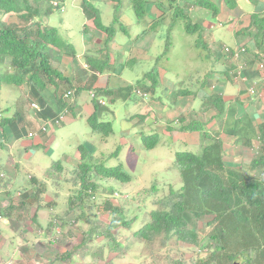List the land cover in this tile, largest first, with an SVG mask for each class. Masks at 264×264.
Masks as SVG:
<instances>
[{
  "label": "trees",
  "instance_id": "obj_1",
  "mask_svg": "<svg viewBox=\"0 0 264 264\" xmlns=\"http://www.w3.org/2000/svg\"><path fill=\"white\" fill-rule=\"evenodd\" d=\"M54 1L63 3L65 0H0V16L13 14L16 17L14 23L3 22L0 19V67L8 62L9 67L15 71V74L7 77L6 84L22 86L25 78L35 84L38 82L43 84L41 78L51 82L54 77H60L58 71L50 65L52 53L75 55L74 50H69L70 43L61 37L60 31L53 26L49 27L44 21L54 10L58 11L59 7H53L51 4ZM96 1L100 3L110 2L117 9L123 7L125 3L130 4L139 21H143L144 17H152L153 7L161 14L157 17L158 19H155L161 21L162 18L166 17V13L162 10V6H166L164 1L79 0L84 18L90 22L94 29L105 34L109 41L115 34L114 27L103 24L100 11L95 4ZM167 1L171 7L174 1H177V6L179 5V7H175L173 4L175 11L170 12L172 18L169 21L168 31L173 30L176 22L180 19L184 21L186 32H198L199 38L201 36L200 29L191 24L188 14L189 8L198 6L215 14L218 11L217 6L209 0ZM223 1L229 8L236 5L235 0ZM116 20L114 18L113 24ZM251 23L256 27L257 32L264 28V19L251 17ZM120 29L126 33L123 26L120 25ZM147 30H151V28L143 30L140 35ZM202 44L206 49L207 43L204 44L202 41ZM230 54H232L231 51ZM100 63L98 61L97 65L92 66L99 67L98 70L101 71L105 65ZM60 80L64 79L60 78ZM66 82L67 80L65 84L68 83ZM152 86H155V82H152ZM137 87L141 90L144 89V86L137 85ZM150 88L152 87L150 86ZM33 90L36 88L33 87ZM120 92L123 91L120 90ZM130 92L127 91L126 95H129ZM179 94L187 96L189 92L180 91ZM109 97H112L111 93H109ZM203 100L213 107L217 116L223 114L226 116L222 122V132L230 137L234 144L238 143L245 148H252L253 142H257L256 153L250 159L247 166L248 170H240L241 164L234 165L224 161L223 142L219 132H213L211 135V132L202 127L204 123L196 119L184 125L185 117L179 116L176 122L181 131H200L201 136L203 135V139H201L202 149L200 153L191 151L175 153L174 164L180 173L182 186L178 189L168 187L164 197L152 202L153 207L148 212L149 220L140 226L133 235L136 239L144 242L148 250L152 252H155L156 249L150 250V246L158 240L162 241V246L168 245V242L174 239L193 247H199L201 250L196 253L198 257L194 264H264V124L261 123L253 127L251 120L246 115L242 118H235L234 115L237 113L234 109L227 108L222 95L218 93L209 94ZM57 101L60 103L58 109H63L64 103L60 97ZM47 111H51V108L44 109V112ZM99 112L93 113L87 119L90 129L103 136L111 134L113 132L111 123L99 121ZM157 142L158 137L154 135L143 138L146 149L154 148ZM117 153L118 150L114 151L108 158L116 157ZM79 155L80 158L68 176H63L61 167L59 168L61 175L54 178L55 182L52 181L50 175L45 176L46 181L50 179L51 183L57 187H61L59 183L61 177L65 183L72 184L71 193L72 197L79 202L77 206H68L62 215L54 214L56 203L44 201L43 195L47 192V185L45 181L41 180L37 181L33 189L25 193L19 190L15 193L7 192L4 194L6 205L0 206V218L13 220L19 225L29 222L30 225L41 229L43 226L40 223L38 213L41 208H47L45 210L48 211L50 217L47 216L46 218L47 224L46 228L44 227L46 229L44 232H47L49 236V231L56 228L52 219L54 217H76L73 221L66 218L63 221L64 225H70L72 222L81 220L89 221L87 217L89 214H93L92 207L95 206L98 185H101L95 183L97 179L101 181L115 180L120 184H128L131 181L130 175L125 173L121 166L105 167L100 159L88 163L87 159H91V156L84 145L80 146ZM157 190V187H151L152 192ZM17 192H19L20 200L13 203L12 199L17 196ZM148 192L147 189L144 190L145 194ZM46 205L48 207H45ZM101 205L103 211L108 216L110 214L111 220L108 221L107 225L94 221V227L91 226V222L90 229L85 233L84 239L79 245L86 246L91 242V237L97 232V224L104 227L100 232L106 238H111L114 237L113 230L120 227L129 229L131 222L136 219V216L131 220L127 219L120 207L109 203V198L104 199ZM91 217L95 216L91 215ZM189 217L194 220L192 224ZM206 217L210 219L208 222H204ZM194 222H203L201 223L202 227L192 226ZM204 227L209 228V230L203 236L200 233ZM203 238H205L206 244H202ZM162 246L160 249L163 248ZM117 247L120 245L113 242L112 249H117ZM168 256L172 259L171 263H185L183 257L173 258L166 251L167 264H169ZM74 258V250L72 252L66 248L64 251L56 253L54 258L52 260L50 258L46 264L52 262L72 264Z\"/></svg>",
  "mask_w": 264,
  "mask_h": 264
},
{
  "label": "rangeland",
  "instance_id": "obj_2",
  "mask_svg": "<svg viewBox=\"0 0 264 264\" xmlns=\"http://www.w3.org/2000/svg\"><path fill=\"white\" fill-rule=\"evenodd\" d=\"M162 1H164V4L166 5L162 6V10L166 13V17L162 18L161 21H158V18L151 21L152 18L156 17L155 14H153L150 19L149 17H144L143 21H139L134 16L131 20H134L135 23H132V26L124 27L126 33H123L119 28L120 25H125L121 18H123L124 13L127 8H129V4L125 3L123 7L121 6L122 8L119 7L118 9L115 8V6L112 7V3L109 2L100 3L96 1L95 4L99 10L102 8V12L100 10V18L102 22L107 26H113L114 29L116 28L117 30L111 39L112 42L118 41L120 43H127L128 41H135L136 36L132 35L138 32L141 33L146 25L148 29L151 28V30H147V32L140 36L152 32V35H156L155 39L158 40L160 37L165 39V43H162L164 56H160V60L156 62L155 71L151 75L153 78H148L150 75H146L145 80L151 83L155 82V84L158 85L156 98L159 97L157 100H160L164 104L162 106V111L171 109V112L173 110L174 102L173 100L171 102L168 101V97L171 95L166 89H162L163 86H165V79L169 82H178L177 87L179 89L183 88L191 92L194 90L195 92L192 93H197V89H194L196 85L201 87V90L204 89L203 84L206 81L208 87L212 85L210 82L213 81L209 80L206 76L207 74H211V72L205 74L207 69L210 68L212 62L208 58L204 59V57L207 56L208 51L202 44L203 36H200L199 38L198 33H187L184 28L185 25L183 20L179 19L173 30L168 33L165 32V27L172 18L170 12L172 13V10L175 11V8L173 7V4L172 7L168 5V1ZM63 3L64 11L62 13L54 10L49 17L44 19V21L49 27L52 26V20H55V24L61 21H67L68 24L71 23L74 29L75 39L73 38L71 40L70 47L68 48L69 50L72 49L76 51L77 49L79 50L76 41H79L82 38V26L84 25L83 16L80 12L78 0H65ZM114 18L117 19L115 24H113ZM0 19L3 22L14 23L16 17L13 14H9L5 16L3 15L2 17L0 16ZM64 26L66 29V25ZM167 38H169V47ZM159 43L161 44L160 40H158V45ZM107 45L109 46V40L107 41ZM215 48L218 53L219 48ZM110 53L114 55L112 51ZM149 55L150 57L152 56L151 53H149ZM89 56L90 54L88 53L87 58ZM139 61L140 59L137 62ZM93 64L97 65L96 62ZM147 64L148 62L144 63L143 67ZM138 66L140 68L139 73L143 71L141 73L142 75H144L143 73L148 72L146 69L143 70L141 63H138ZM13 74H15L14 70L9 67L8 62H5L4 66L0 67V75H2L0 76V126L7 124V127L10 129L9 125L10 123H13V126H11L12 133H18L20 135L19 129L20 126H22L21 123L28 119L25 109H30V103L34 100V96L27 93L28 90L25 86L19 88L5 83V80L9 77L8 75ZM142 75L140 76L141 78H143ZM59 79L60 77H57V80ZM65 85V83H61L58 86H60L59 88H63ZM210 88L213 90L214 86ZM101 93L103 92L101 91ZM209 94L212 93L210 92ZM224 95L227 98L229 96V94H223L222 96L224 97ZM40 96L43 97L45 102L53 99L52 94L47 93L46 91ZM100 97L109 100V94H102ZM205 97H207L206 94L202 95V98ZM29 99L31 100L29 101ZM82 100L85 101L86 98L82 96L79 103H81ZM123 100V98H118L117 103L110 107L108 103L106 106L111 112H109L108 116H102L100 120L103 119L102 121L104 122H110L113 131L106 136L90 129L87 120L88 115H79L78 111L80 106H78L75 110L76 116L72 122L66 121L61 127L51 131L50 138L52 139V142L50 144L44 147L42 145L35 146L36 149L33 150V152L28 153L26 157L24 156V153L19 152L18 143L14 145V147H9L6 144L3 145L0 150L1 155L5 156L9 153L12 154L16 161L20 160L18 161L20 164V170L25 171V173L33 174L35 177V172H38L44 177L50 175L52 181H54V178L57 175H61L59 173L60 167L68 174L72 168V162L74 164L77 162L76 155L79 153L80 146L84 145L91 156V159H87L88 163L100 159L105 167L121 166L122 170L130 175L131 181L128 184H120L115 180L101 181L97 179L95 183L101 185H98L95 206L92 207L93 214L91 213L89 214V217H87L89 221L81 220L72 222L70 225H64L63 221L66 220V218L69 219V221H73L76 217H54L52 219L54 220L56 228H52L49 231V236L47 235V232H44L46 230L45 226L47 221L45 224H42L40 221L43 228L39 229L36 226L30 225L29 222H26L25 224L22 223L20 226L13 220H11L10 225L6 228L4 225L6 222L1 220L0 264H46L50 258L51 260L54 258L56 253L62 252L66 248L72 252L74 250L75 252V258L72 264H167L165 259L166 251L168 255L173 258L179 256L183 257L185 260L184 264H194L198 257L196 253L201 250L199 247H193L174 239L170 240L168 245L162 246V241L158 240L150 246V250L154 248L156 249L155 252H152L148 250L144 242L136 239L133 234L140 226L149 220L148 212L153 207L152 202L164 197L167 194L168 187L171 186L174 189H178L182 186L180 173L174 164L175 153L181 151L200 153L202 146L201 139H203V135L201 136L200 131H192L193 134L200 135L198 137V142L196 143H188L179 135L178 139L174 137L171 138L168 131L164 130V126L161 127L160 131L155 124H152L153 117L126 115L129 111L132 112V114H142L143 103L148 101L146 95L142 97L130 92L125 103H121ZM231 101L233 103L232 99ZM231 101L226 103L227 108L230 105H233ZM244 103L247 102L245 101ZM194 108L195 114L192 116L193 119H189L191 117L189 116L188 120L191 121L200 118L201 121L199 122L204 123L202 127H204L206 131L211 132V135H213V132H219L221 136L220 138L223 142L224 161L234 165L237 163L241 164L240 170L247 171L250 159L256 153L257 142H253L252 148H245L238 143L234 144L232 139L222 132V122L226 117L224 114L217 116L215 114L217 112L213 107L203 100L200 104L196 103ZM157 115H159V113H157ZM161 115L164 117L166 113L163 112ZM214 116L216 117L214 118ZM162 122L166 124L165 129L172 131L178 130L175 129V125L178 126V123H168L167 120ZM23 127L25 131L28 129L25 125ZM163 131L166 132L164 133ZM178 131H180L178 133L181 134L185 133L181 130ZM22 135L23 134H21V137ZM152 135L158 137V142L154 148L146 149L143 144V138ZM22 139L28 140L29 138L22 137ZM125 139L130 140L126 143ZM116 150H118L117 156L108 158L109 155ZM64 155L69 157V162L62 159ZM55 163H57V166ZM48 182L51 183V180ZM59 183L61 186L65 183L62 177ZM66 185L67 186L64 188L66 192L73 189L72 184ZM152 186L157 187L158 190L152 192ZM145 189L149 191L146 194L144 193ZM108 198L109 203L118 206L123 210L127 219L131 220L135 216L136 219L131 222V227L129 229L120 227L113 230L112 233H114V237L111 238H106V236L100 232L104 227L97 224L98 229L91 237V242L86 246L79 245L82 243L85 233L90 229L91 222V226H93L94 221H99L107 225L108 221L111 220L112 217L110 214L108 216V214L103 211L101 205L103 200ZM71 202L74 207L79 203L74 198H72ZM45 211L48 213L47 210ZM38 214L40 217V213ZM91 215H94L95 217H91ZM47 216L48 214L46 217ZM48 217H50V215ZM189 220L191 224L192 221H194L191 217H189ZM209 220V217H206L204 222H208ZM201 223L203 222H194L192 226L201 228ZM208 230L209 228L204 227L200 235L204 236ZM22 237L28 239L31 244L30 248L27 249V253L21 250L23 254H21V251L19 250V244L23 243ZM41 239H44L45 244H42L41 246L36 245V242ZM113 242L119 244L120 247L112 249ZM202 244H206L205 238H203ZM161 246L163 248L160 249ZM17 249L19 250L18 252ZM23 250H25V247H23ZM47 250H50L51 253ZM48 254L51 256L49 259L46 257ZM168 260L169 264H175L171 263L172 259L169 256ZM51 264L57 263L52 262Z\"/></svg>",
  "mask_w": 264,
  "mask_h": 264
},
{
  "label": "crops",
  "instance_id": "obj_3",
  "mask_svg": "<svg viewBox=\"0 0 264 264\" xmlns=\"http://www.w3.org/2000/svg\"><path fill=\"white\" fill-rule=\"evenodd\" d=\"M148 1L152 2L162 0ZM209 1L217 6L218 11L216 14L212 13L210 10L198 6L189 8L188 14L191 24L200 29V35L203 36L204 44L207 43L206 50L208 51V54L204 57V59H210L212 64L210 68L207 69V72L205 74L211 72V74H207L206 76L209 80L213 81L210 83H212L214 89L212 90L210 88L212 86L208 87V83L206 81L203 84L204 89L201 90V87L196 85L194 89H197V93L193 94L192 92H195L194 90L191 92L183 88L179 89L177 87L178 82H169L165 79V86L162 85V89H166V91L170 93L171 96L168 97V101L171 102L173 100L174 102L172 108L173 110L171 112V109L162 111V106L164 104L160 100H157V98L159 99V97L156 98L158 85L155 84V86H152L151 82L145 80L146 75H150L148 76V78H153V76L151 75L155 71L154 69L156 67V62L160 60V56H164L162 43H165V39L160 37V39L158 40L161 41V44L159 43L158 45V40L155 39L156 35H152V32L143 36H140L141 33L138 32L132 35L136 36L135 41L120 43L118 41L112 42L110 40L108 46L107 41L109 40V38L100 30H96L90 25V22L84 18L79 3L80 12L83 16L84 22V25L82 26V38L79 41H76V45L79 50L77 49L76 51H74V56L62 55L60 53L53 52L50 58L51 67L57 70L58 73L62 74V76L67 79L68 83H66L71 86H67L65 90H73L75 92L73 101L70 105H68V109L70 108V112L67 115L66 121L72 122V120L76 116L75 110L78 106H80V109L78 111L79 115L86 114L89 118L93 113H97L100 110V112H102H99L100 114L98 115L100 119L104 115L108 116L109 112H111L110 110H108V108H106V105L108 103L109 107L111 105H114L115 103H117L118 97H120V99H124L121 103H125L126 99L128 98L126 92H132V89H137L145 93L146 97L148 98V101L143 103V113L132 114V112L129 111L126 115L137 117L139 115L151 118L153 117L152 124H155L157 128L160 129V131L161 127L164 126L166 128V124H164L162 121L167 120L168 123H174L179 116L185 117L186 121L184 122V125L188 124V117L191 116L189 119H193L192 116H194L195 114V104H200L203 100L202 95H209L210 92L218 93L221 95L229 94L228 98L225 97V95L224 97H222L225 103L231 101V99L233 100V103L231 101L233 105H230L229 107L231 109H234L235 113H237L238 116L235 114V118H242L246 115L251 120V124L253 125V127L261 123L264 124V28H262L261 31L257 32L256 27L251 23V17L264 19V0H236V5L231 8H229V6L225 4L223 0ZM173 4L176 7L178 3L177 1H174ZM111 6L114 7V4H112ZM177 7H179V5ZM100 10L102 12V8H100ZM133 13V9L129 4V8H127L126 12L123 15V18H121L122 22L125 23V25L122 24L121 26H132V23H135L134 20H131L135 16V14L133 15ZM152 14H155L156 16L152 19H155L161 15L160 12L154 7L152 9ZM64 25H66V29ZM168 25L169 23L165 27L166 33L170 32L168 31ZM52 26L60 31L61 37L67 42L71 43V40L73 38L75 39V33L71 23L68 24L67 21H61L55 24V20H52ZM144 29H148L147 25L145 28H143V30ZM119 30L121 29L119 28ZM114 31H117L116 28L114 29ZM168 39L169 38H167V41ZM215 47L219 48L218 53ZM225 47H228L230 49V51L232 52V56H227L223 51L221 52V50ZM111 51L114 53V55L110 53ZM88 53L90 54V56L87 58ZM149 53L152 54L151 57ZM139 59L140 61L137 62ZM98 60L101 62L100 64H103L102 61H105L107 63V65L101 69L100 73L97 72V69H93V71H91L85 64L87 63L91 66L94 65V62L97 63ZM146 62H148V64L143 67V64ZM138 63H141L143 70L146 69V71L148 72L143 73L144 75L141 74L143 71L139 73L140 68L138 66ZM233 71L242 76V80L235 82L233 80ZM141 75L143 76V78L140 77ZM41 80L42 83L47 82L44 79ZM253 83H255L256 85V94L254 93L249 96L247 89ZM55 84L59 85L57 79L45 84L46 89L44 90L50 94L53 92H60V86H56ZM137 85L144 86V89L141 90L137 87ZM39 86L41 87L40 83ZM55 86L57 87V90ZM150 86L152 88H150ZM25 87L28 90L27 93L31 96H34L33 101L37 102L40 105V113L33 111L31 108L25 109L28 119L27 121H23V123H21L22 126H20L19 129L20 135L18 133H12L11 126H13V123H10V129L7 127V124L0 126V150L5 144L9 147H14V145L18 143L19 152L24 153V156L26 157L28 153L33 152V150L36 149L35 146L42 145L44 147L52 142V139L50 138L51 131L55 128L50 129L48 133H41L39 131V127L41 126L43 120L52 118L56 115V113L59 112L58 107L60 106V103L57 101L55 96L49 102H40L41 99L39 98V96H37L36 90H33L31 83L26 84ZM91 90H95L100 96L101 94L111 93L112 97H109V101L103 98L106 102V105L98 106V103L92 101L88 95V92ZM120 90L123 92H120ZM101 91L103 93H101ZM180 91H188L189 94L187 96H181L179 94ZM82 96L85 97L86 100H82V102L79 103L80 98L82 99ZM245 101L247 103H244ZM65 106H67V104H65L64 107ZM48 107L51 108V111L44 112V109ZM163 112L166 113L164 117H162L161 115ZM157 113H159V115H157ZM196 120L201 121L200 118H197ZM24 125L28 127L26 131L23 127ZM165 128L164 130L168 131L171 138L174 137L178 139L179 135L188 143L198 142V134L196 135L193 134V132L186 131H184L185 133L182 134L178 133L180 132L178 131L180 130L179 125H175V129L178 130L172 131ZM166 131L163 132L165 133ZM29 133H33L34 137H28ZM21 134H23L22 137H26L29 139H22ZM129 140L130 139H125L126 143H128ZM76 157V160L80 158L79 153L78 155H76ZM62 159L66 162H69L68 156L64 155ZM18 161H16V159H14V157L10 153L2 156L0 151L1 207L6 205V198L4 194H6L7 192L15 193L19 190L25 193L26 191L33 189L37 181L39 182L41 180L43 182L45 181L47 185V192L43 195L44 201L47 203L54 201L56 203V207L54 210L55 213L62 215L63 212H65L64 210L68 206L74 207L71 202L73 198L71 193L72 190L70 189V191L66 192V190L64 189L65 186H67L66 184L68 183L63 184L59 188L57 187V185L49 183L48 181H50V179L46 181L45 177L38 172H35V177L33 174L25 173V171L20 170V164ZM73 166L74 163L72 162V167ZM63 174L64 177L69 175L65 171H63ZM18 195L19 192H17V196ZM17 196L12 199L13 203H16L18 201L19 197ZM45 207L48 206L46 205ZM45 209L41 208L39 212L41 215L39 220L42 222V224L46 223V215L48 214ZM1 220L6 222V224L4 225L6 226V228H8L11 220L3 218ZM22 241L23 243L19 244V250L27 253V249L30 248L31 244L28 239L23 237ZM42 244H45L44 239L36 242V245L41 246ZM23 247H25V250H23ZM19 250L17 249V252ZM22 251L21 254H23ZM47 251L51 253L50 250ZM46 257L47 259H49L51 256L50 254H48L46 255Z\"/></svg>",
  "mask_w": 264,
  "mask_h": 264
},
{
  "label": "clouds",
  "instance_id": "obj_4",
  "mask_svg": "<svg viewBox=\"0 0 264 264\" xmlns=\"http://www.w3.org/2000/svg\"><path fill=\"white\" fill-rule=\"evenodd\" d=\"M61 1H54V2H52L51 4H52V6L53 7H59V9H58V11L60 12V13H62L63 11H64V3H60ZM236 2V1H235ZM65 40V39H64ZM66 41V40H65ZM67 42V41H66ZM224 52V54L225 55H227V56H232V54H230V49L228 48V47H225L224 49H222L221 50V52ZM229 53V54H228ZM102 63L103 64H105V66L107 65V63L105 62V61H102ZM86 65H87V67H89V69L91 70V71H93V69H97V72H101L100 70H98L99 69V67H93L92 65L90 66L89 64H87V63H85ZM243 72H244V70H243ZM14 73H15V71H14ZM236 74V75H235ZM59 75H60V78L62 79H64L65 81L67 80L64 76H62V74H60L59 73ZM9 76V75H8ZM41 79H43V78H41ZM57 79V77H54L53 78V80H56ZM44 80H46V79H44ZM64 80H58V84H61V83H65V81ZM233 80L235 81V82H238V81H240V80H242V76H240L239 74H237V73H235L234 71H233ZM47 81V80H46ZM41 82H42V80H41ZM29 83H31V85H32V87H35L36 88V92H37V95H39V98L41 99V101L40 102H42V101H44V99H43V97H41L40 95L41 94H44V92H45V90L44 89H46L45 88V84H47V83H50L49 81H47L46 83H43V84H41L40 82H38V84H35L34 82H30V81H28V79H26L25 78V80H24V84L22 85V86H17V87H23V86H25L26 84H29ZM39 83L41 84V87L39 86ZM56 85V84H55ZM11 86V85H10ZM13 86H15V85H13ZM56 86H58V85H56ZM55 86V87H56ZM68 85L66 84L63 88H59V91L60 92H53V93H51L52 94V96L54 97H56V99H59V97H60V99H61V101L64 103V105L65 104H67V106H65L63 109H59L58 111V113H56V115L54 116V117H52V118H49V119H45V120H43L42 121V124H41V126L39 127V131L41 132V133H48L49 132V130L50 129H52V128H59V127H61L65 122H66V119H67V115H68V113L70 112L69 111V109H68V105H70L71 104V102L73 101V99H74V95H75V92L73 91V90H65V88L67 87ZM212 86V85H211ZM51 87V86H50ZM69 87H71L70 85H69ZM213 87V86H212ZM255 88H256V85H255V83H253V84H251L250 85V87H248V94H249V96L250 95H252V94H254L255 93ZM56 90H57V87H56ZM65 90V91H64ZM43 92V93H42ZM47 92V91H46ZM68 92H70L71 93V95H70V97H68L67 96V93ZM132 93H134V94H137V95H139V96H142V97H144L146 94L145 93H143V92H141L140 90H137V89H132ZM256 94V93H255ZM88 95H89V97H90V99L92 100V101H95V102H97L98 103V106H105L106 105V102L104 101V99L103 98H101L100 97V95H98V93L95 91V90H91V91H89L88 92ZM102 95V94H101ZM221 95V94H220ZM31 99H29V101H30ZM50 101V100H49ZM48 101V102H49ZM109 101V100H108ZM39 102V103H40ZM45 102V101H44ZM35 106V107H34ZM107 106V105H106ZM30 108L33 110V111H35V112H37V113H39L40 112V110H41V107H40V105L37 103V102H35V101H32L31 103H30ZM64 115V119L62 120V121H60V122H57V119H58V117L60 116V115ZM99 121H101V122H104V121H102V120H100V118H99ZM176 122V121H175ZM174 122V124H177V122L175 123ZM50 126V127H49ZM29 134H32V136H29ZM28 134V137H30V138H32V137H34V134L33 133H29ZM19 196V195H18ZM17 196V197H18ZM20 200V197H19V199H18V201ZM17 201V202H18ZM2 218H0V220H1ZM7 264H10V263H7Z\"/></svg>",
  "mask_w": 264,
  "mask_h": 264
},
{
  "label": "built area",
  "instance_id": "obj_5",
  "mask_svg": "<svg viewBox=\"0 0 264 264\" xmlns=\"http://www.w3.org/2000/svg\"><path fill=\"white\" fill-rule=\"evenodd\" d=\"M70 95H71V93L68 92V93H67V96L70 97ZM34 107H35V106H34ZM63 119H64V115L62 114V115H60V116L58 117L57 122H60V121H62ZM29 136H32V134H29Z\"/></svg>",
  "mask_w": 264,
  "mask_h": 264
}]
</instances>
